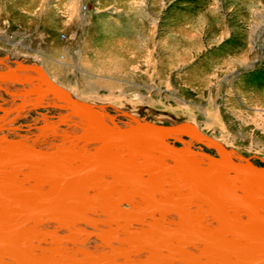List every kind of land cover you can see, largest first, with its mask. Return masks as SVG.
<instances>
[{
	"label": "rangeland",
	"instance_id": "1",
	"mask_svg": "<svg viewBox=\"0 0 264 264\" xmlns=\"http://www.w3.org/2000/svg\"><path fill=\"white\" fill-rule=\"evenodd\" d=\"M9 71L92 97L87 104L123 128L194 127L226 145L231 159L233 151L236 162L264 172V0H0V72ZM1 86L0 135L53 154L69 149L81 122L61 98L50 105L30 93L20 107L33 86L12 94ZM161 139L145 143L186 144Z\"/></svg>",
	"mask_w": 264,
	"mask_h": 264
},
{
	"label": "bare ground",
	"instance_id": "2",
	"mask_svg": "<svg viewBox=\"0 0 264 264\" xmlns=\"http://www.w3.org/2000/svg\"><path fill=\"white\" fill-rule=\"evenodd\" d=\"M58 82L0 72L8 94L18 85L33 86L22 95L20 107L33 99L30 93L50 97V105L57 96L81 122L71 146L60 154L0 135V264H245L264 259V172L236 162L233 151L231 159L226 145L194 127L137 121L120 127L87 104L92 97L79 99ZM184 133L195 141L183 140ZM145 135L186 144L141 159L132 153L148 146ZM192 141L220 157L191 147ZM76 146L84 148L77 151ZM31 215L34 220L26 223Z\"/></svg>",
	"mask_w": 264,
	"mask_h": 264
},
{
	"label": "water",
	"instance_id": "3",
	"mask_svg": "<svg viewBox=\"0 0 264 264\" xmlns=\"http://www.w3.org/2000/svg\"><path fill=\"white\" fill-rule=\"evenodd\" d=\"M120 135V134H119ZM136 135V134H135ZM116 136H117V134H116ZM146 136V135H145ZM145 136L144 137H142V138H139V137H137V136H135V137H137L138 139H142V140H144L145 139ZM146 138L147 139H150L148 136H146ZM172 149V147L170 146V145H168V144H166V143H164V142H161V143H154V144H151V145H148L145 149H141V150H139V151H137L138 153H132L133 155H136L137 157H139V158H141V159H143V158H145V157H148V156H151L152 155V153H155V152H158V151H162L163 150V152L166 150V152H168V151H170ZM178 152V151H177ZM159 156V155H158ZM185 164H186V166L188 167V171L196 178V176H197V172L196 171H193L192 170V168H191V166L187 163V162H185ZM196 182L199 184V186L201 185L200 184V182H199V179H197L196 178ZM202 186V185H201ZM209 189V188H208ZM206 194H207V196L210 198V200L212 201V202H217L212 196H211V194L209 193V192H207V191H204ZM215 200V201H214ZM51 203H53V201H50V204ZM48 203L47 204H45V205H42V206H40V207H36L35 208V210H36V212H39V211H41V210H43V209H45L46 207H48ZM52 206V205H51ZM50 206V207H51ZM0 213H3V211L1 210V212ZM33 214H35V213H33ZM33 218H35V215H31L30 217H29V219H27L26 220V223L28 222H31V221H33L34 219ZM225 228H226V230H227V233L229 234V238H231V239H233V240H235V237H234V232L232 231V229H231V227H229V226H227L226 224H225ZM239 238V237H238ZM239 239H241V238H239ZM245 264H264V259L263 260H257V261H247Z\"/></svg>",
	"mask_w": 264,
	"mask_h": 264
}]
</instances>
